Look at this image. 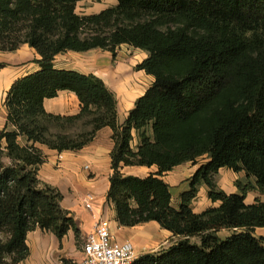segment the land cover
Returning a JSON list of instances; mask_svg holds the SVG:
<instances>
[{"label": "trees", "instance_id": "1", "mask_svg": "<svg viewBox=\"0 0 264 264\" xmlns=\"http://www.w3.org/2000/svg\"><path fill=\"white\" fill-rule=\"evenodd\" d=\"M80 1L0 0V51L27 44L40 56L39 70L13 81L3 103L0 264L26 259V235L36 227L58 239L70 229L79 235L60 191L37 177L45 161L38 146L77 151L104 127L112 130L106 202L116 222H156L176 238L134 264H264V236L254 235L264 228V200L245 201L251 189L264 195V0H116L90 15L75 12ZM122 44L148 54L135 69L154 81L119 123L116 96L101 78L53 62L97 48L115 56ZM59 91L76 95L77 114L46 112L44 100ZM200 158L173 200L163 175ZM153 165L145 177L121 172ZM220 168L255 184L238 181V191L226 193L215 180ZM201 186L218 205L196 213ZM223 229L230 233L221 238Z\"/></svg>", "mask_w": 264, "mask_h": 264}, {"label": "crops", "instance_id": "2", "mask_svg": "<svg viewBox=\"0 0 264 264\" xmlns=\"http://www.w3.org/2000/svg\"><path fill=\"white\" fill-rule=\"evenodd\" d=\"M120 47L123 50L120 49L114 59L109 51L97 48L86 52L68 51L58 54L53 63L56 69L75 70L101 78L116 96L117 119L119 123H122L129 110L134 107L137 98L142 96L152 85L154 77L142 70H135L134 66L137 63H124L120 60L121 54L126 56V54L138 52L142 53L143 59H145L148 55L145 51L127 44H122ZM39 58L35 49L27 44H23L13 52L0 51V64L4 65L0 68V90H6L3 98L0 96V129L5 124L6 111L3 103L7 91L16 79L39 70L38 63L34 61ZM43 106L46 112L56 115H74L80 111L78 98L69 91H59L56 97L45 99ZM111 135L112 130L109 127H104L97 131L91 143L77 151L59 153L39 145L38 147L45 155V161L38 167L37 177L40 181L56 187L60 191L62 194L60 206L73 215L81 240L91 230L93 220L92 213L83 206L82 197L86 192H92L95 213L108 222L117 240L130 242L139 255L151 252L156 241H162L166 237L173 240L176 238L167 230L161 229L156 222L139 224L134 227H121L116 222L115 211L106 202L109 177L112 173L110 152L113 148V141ZM136 144L135 138L132 146L134 147ZM185 164L178 165L163 175L164 181L170 185V191L172 187L177 186L182 176L185 177L184 181L188 185V178L201 162L198 161L196 165L191 164L187 174L182 172ZM86 165L89 167L88 170L84 168ZM222 170H225L226 175H231L234 179L238 174L243 173H234L227 168H220L217 174ZM121 171L125 175L145 177L150 173H155L157 168L154 165L151 167L123 166ZM217 184L225 191L223 183L219 181ZM225 192L233 193L235 190ZM171 194L174 198L172 191ZM217 205L218 203H212L208 199L205 186L199 188L198 195L192 202L193 211L196 213ZM26 244L29 250L28 256L18 264H68L70 261L78 264L81 259V250H77L76 236L71 229L62 239H58L51 231L36 227L27 233Z\"/></svg>", "mask_w": 264, "mask_h": 264}, {"label": "rangeland", "instance_id": "3", "mask_svg": "<svg viewBox=\"0 0 264 264\" xmlns=\"http://www.w3.org/2000/svg\"><path fill=\"white\" fill-rule=\"evenodd\" d=\"M116 4H117V1L116 0H82V1H80V2H78L76 4L75 12L77 14H79V15L97 14V13H99L100 11H102V10H104L106 8L115 6ZM120 49H121L120 46H118L116 48L115 56L112 55V58L113 59L117 56V54L119 53L118 51ZM121 50H123V48ZM121 56L122 57H121L120 60L123 61L124 63H137V64H139L140 61L143 59V56L144 55H142V53L138 52V53L130 54V55L129 54H126V56L123 55V54H121ZM135 66H134V69H135ZM5 92H6L5 89L0 90V96L2 98H3L4 94H5ZM199 161L201 163H203V161H205V159L200 158ZM190 166H191V164H189V163L188 164H185L183 166L182 172L183 173L185 172V174H187L188 169H189ZM228 175H230V174H228ZM181 178L182 179H180L178 181L177 186L172 187V190L171 191L174 194L173 200L176 199L175 196H176L177 193H180V192L184 191L188 187L187 182L184 181L185 177L182 176ZM215 180H216L217 183L219 181L221 183H223V185L225 186V191H231L232 189L235 190V192L238 191V188L236 187V182H238V181L241 183V186H245L246 184H249V185L250 184H252V185L255 184L254 179H249L248 180L247 177H245V175L243 173L238 174L237 175V178L234 179L233 177H231V175L230 176H227L225 170H222L221 173L217 174L215 176ZM256 199L264 200V195L260 194L259 191H257V189H251V190H249L248 193H247V196H246V200L245 201L247 203L248 202H254ZM197 202H198V200H197ZM229 233H230L229 230L223 229V230H220L218 232V235L221 238H224ZM119 235H121V233H119ZM254 235L255 236H264V228H256L254 230ZM79 236H80V232H79V235L76 237V246H77V250L78 251L81 250V248H82L81 245H83V241H82L83 239L81 240V236L80 237ZM174 241L175 240H173L171 238H168V237L162 239V241H159V242L156 241L154 243L153 247H152V251L151 252H158V251H160L162 249H165V248L169 247ZM194 241H197V239H195ZM147 253H149V252H147ZM68 264H77V263L70 261Z\"/></svg>", "mask_w": 264, "mask_h": 264}, {"label": "built area", "instance_id": "4", "mask_svg": "<svg viewBox=\"0 0 264 264\" xmlns=\"http://www.w3.org/2000/svg\"><path fill=\"white\" fill-rule=\"evenodd\" d=\"M84 168L88 170L89 167ZM82 203L92 213L93 220L91 230L83 238L78 264H134L138 252L130 242H119L108 222L95 213L93 193L86 192Z\"/></svg>", "mask_w": 264, "mask_h": 264}]
</instances>
